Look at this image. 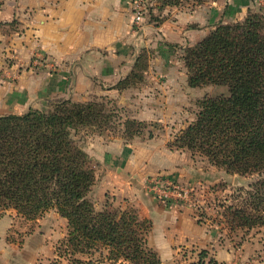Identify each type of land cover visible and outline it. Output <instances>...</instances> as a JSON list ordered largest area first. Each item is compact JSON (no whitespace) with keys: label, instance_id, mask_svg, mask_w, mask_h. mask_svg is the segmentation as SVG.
Instances as JSON below:
<instances>
[{"label":"trees","instance_id":"1","mask_svg":"<svg viewBox=\"0 0 264 264\" xmlns=\"http://www.w3.org/2000/svg\"><path fill=\"white\" fill-rule=\"evenodd\" d=\"M158 1L160 10L182 0ZM144 50L119 82L122 88L142 77L137 69ZM183 53L190 86L225 85L228 94L199 100L194 120L173 135L168 147L204 156L228 174L255 175L246 188L234 190L235 202L222 215L230 230L264 226V13L250 11L243 22L221 23ZM119 125L125 141L141 136L147 126L133 118L118 122L116 110L97 100L63 99L46 110L0 114V214L11 208L35 220L53 209L67 219L64 243L71 254L99 251L113 262L163 264L148 245V219L108 202L96 210L88 197L96 170L85 137ZM207 254L200 250L198 264H218L213 257L205 263Z\"/></svg>","mask_w":264,"mask_h":264},{"label":"rangeland","instance_id":"2","mask_svg":"<svg viewBox=\"0 0 264 264\" xmlns=\"http://www.w3.org/2000/svg\"><path fill=\"white\" fill-rule=\"evenodd\" d=\"M154 2V0H143L146 7L144 16L158 23L163 18H159V9L155 10ZM214 2H217V5ZM229 2H231L230 6ZM157 4H159L158 0ZM170 6L186 12L203 8L216 10L214 20L206 24L211 27L209 33L221 23L243 22L250 11L264 13V0H205L200 4L191 0H182ZM23 31V23L18 19L0 21V114L24 113L31 107L46 110L52 103L63 99L97 100L104 102L107 108L115 109L120 123L125 118H133L147 124L141 136L134 137L130 141L116 140L124 145L125 150L145 145L152 149L150 158L143 169L127 177L128 182L136 186L134 195L126 190L117 191L118 186L114 185L115 183L110 179L111 176L115 177L116 173H109L103 156L101 159L96 158L103 142L114 137L121 138L122 126L119 125L115 131H106L104 134L91 133L85 137L83 144L87 147L96 170V183L88 197L94 203L96 210H102L108 202L109 207L134 210L141 218H144L140 215L141 209L138 206L142 204L149 209V201L144 199L146 195L174 212L187 216V221L181 226L182 229L191 231L193 228L197 230L205 228L217 236V247L228 246L231 250L232 260L227 262L216 259L214 248L206 249L208 254L203 258L205 263L209 257H213L218 264H264V226L249 230L239 228L230 230L222 215L224 207L235 202L231 197L234 190L246 188L256 176L228 174L225 170L211 164L204 156L191 155L187 150L182 149L183 153L180 152L178 157L164 151L168 150L166 145L168 146L171 140L169 137L194 120L199 100L205 96L228 94V88L225 85L210 83L193 87L188 84L183 50L189 45L166 42L165 49L173 64L171 71L165 76L159 75L155 79L145 73L149 65L148 56L155 52L152 48H148L144 50V59L140 68L137 69L142 77L137 78L133 85L119 88V91L112 94L106 93L104 89L99 93L98 91L89 93V96H83L85 100L72 98L70 90L65 96L57 95L47 98L41 95V92H36L40 90L39 88H31L34 91L28 93L29 95L22 90L23 88H3L24 69V65L18 64L19 52L7 43L10 38L21 35ZM148 80L155 83L149 86ZM162 82L166 84L164 88L160 87ZM148 131L153 133L151 138L148 137ZM169 161L175 163L174 167L167 165L169 168L166 169L172 170L170 172L161 170L163 167L156 164V162L160 165ZM116 182L119 183V181ZM145 218L150 222L147 233L148 245L157 252L153 244L154 240L158 241L161 238L160 232L165 228V223L162 222L164 217L161 219L155 217L153 221ZM155 225L157 232H155ZM67 231V219L53 209L44 212L35 220H27L18 215L15 210L6 209L0 214V264H12L11 255L4 253L3 247L7 249L12 246L17 251L21 250L30 235L39 233L53 242V255L43 263L45 261L43 257L39 256L35 259V257L31 258L32 254H27L29 264H97L105 261L103 257L105 254L99 251L91 255L71 254L70 249L66 250L67 246L64 243ZM41 239L43 240V237ZM174 247L177 252L171 264H198V254L203 248L195 244H186L184 241L181 244H175ZM162 255L165 257L164 253ZM75 258H79L80 261H76ZM109 263L123 264L121 261Z\"/></svg>","mask_w":264,"mask_h":264},{"label":"crops","instance_id":"3","mask_svg":"<svg viewBox=\"0 0 264 264\" xmlns=\"http://www.w3.org/2000/svg\"><path fill=\"white\" fill-rule=\"evenodd\" d=\"M154 1L156 7L157 0ZM214 3L217 5V2ZM133 8V0H5L0 6V21L15 18L23 23L22 34L13 36L7 43L19 52L18 64L24 65V69L3 88H23L27 94L34 91L31 88H39L36 92L47 98L65 96L70 90L76 100H85L83 96L102 92L103 89L112 94L122 88L119 82L130 74L141 51L148 48L155 52L148 56L149 65L145 73L155 79L159 75L165 76L173 64L165 49L166 42L189 46L196 44L209 34L211 27L206 24L214 20L216 11L203 8L186 12L166 5L158 12L159 18H163L160 22L155 23L143 16L142 22L135 25ZM165 82H162L161 88H164ZM154 83L148 80L149 86ZM118 139L121 138L114 137L103 142L96 158L103 156L109 173H116L115 177L109 178L118 186L117 191L126 190L134 195L136 186L128 182L127 177L143 169L152 149L145 145L125 150L124 145L116 141ZM166 147L168 150L164 151L174 157L182 152V149ZM85 149L89 153L87 147ZM156 164L163 167L161 170L170 172L172 170L166 169L169 168L167 165L174 167L175 163ZM144 199L149 201L150 207L148 209L140 204L141 216L151 220L164 217L165 228L160 232L161 238L154 240L153 244L163 264L173 262L177 252L174 246L183 241L203 249L214 248L216 259L221 261L232 260L229 247H217V236L211 231L205 228L186 231L181 226L187 221V216L146 195ZM34 235L29 236L21 250L17 251L12 246L3 247L4 253L11 255L12 264H29L27 254H32L31 258L35 259L43 257V263L52 257L53 242L40 233ZM103 257L105 261L97 264H110Z\"/></svg>","mask_w":264,"mask_h":264},{"label":"built area","instance_id":"4","mask_svg":"<svg viewBox=\"0 0 264 264\" xmlns=\"http://www.w3.org/2000/svg\"><path fill=\"white\" fill-rule=\"evenodd\" d=\"M134 8H133V23L135 25H139L144 16V9L146 8L143 4V0H133ZM42 61V57L40 59Z\"/></svg>","mask_w":264,"mask_h":264}]
</instances>
